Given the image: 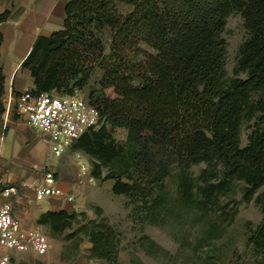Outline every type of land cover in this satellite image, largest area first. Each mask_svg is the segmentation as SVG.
<instances>
[{
	"label": "trees",
	"instance_id": "1",
	"mask_svg": "<svg viewBox=\"0 0 264 264\" xmlns=\"http://www.w3.org/2000/svg\"><path fill=\"white\" fill-rule=\"evenodd\" d=\"M235 11L249 33L237 65L246 78L227 80L221 35ZM10 15L9 9L1 13L0 23ZM3 42L0 32V120ZM22 67L34 79L33 94L83 92L102 72L86 99L109 126L85 133L72 148L91 158L93 179L115 181V195L148 198L174 167L187 171L199 164L206 165L197 178L205 200L236 180L246 184L248 199L264 186V98L252 100L264 91V0H70L63 29L38 36ZM245 121H254V129L242 147ZM118 128L128 131L126 141L114 137ZM193 186L181 177L184 197ZM76 217V211H48L38 225L57 235ZM82 230L88 231L91 259L119 264L120 239L112 227L91 220Z\"/></svg>",
	"mask_w": 264,
	"mask_h": 264
},
{
	"label": "rangeland",
	"instance_id": "2",
	"mask_svg": "<svg viewBox=\"0 0 264 264\" xmlns=\"http://www.w3.org/2000/svg\"><path fill=\"white\" fill-rule=\"evenodd\" d=\"M221 36L227 43L226 79H245L246 73H237L240 50L249 37L240 12L228 16ZM106 43H110L109 35ZM141 47L154 53L146 45ZM101 76V71L94 73L83 89L84 97L98 88ZM260 96L264 98V91L255 92L252 100ZM253 129L254 121L242 124V147L248 144ZM127 133L124 128H118L113 135L124 142ZM67 155L68 158L55 163L65 159L76 164L77 169L84 163L93 171L91 158L82 151L71 148ZM205 167L199 164L187 171L174 167L159 190L145 199L115 195L112 192L114 180L88 181L83 194L77 196L84 208L74 210L77 217L72 228L53 235L41 226L49 237L48 252L38 253L27 248L22 252L25 260L21 263L100 264L91 259L88 231H77L80 225L95 220L112 227L118 235L119 264H264V186L248 199L246 184L236 180L228 190L205 200L199 189L202 182L197 180ZM107 170L103 169L104 175ZM181 177L194 180L192 194L187 193L186 197L180 189Z\"/></svg>",
	"mask_w": 264,
	"mask_h": 264
},
{
	"label": "crops",
	"instance_id": "3",
	"mask_svg": "<svg viewBox=\"0 0 264 264\" xmlns=\"http://www.w3.org/2000/svg\"><path fill=\"white\" fill-rule=\"evenodd\" d=\"M70 0H0V14L11 10V15L0 23L4 35L1 63L5 76L4 104L12 93L35 88L34 79L22 63L32 50L38 36H50L63 29L65 6ZM66 154L61 158H68ZM53 156L43 136L28 127L24 119L9 111L0 120V178L17 186L11 197L13 215L24 230L39 228V217L48 211L83 209L81 198L85 185H77V166L72 161ZM44 168L55 172L57 186L74 194V202L58 197L38 201L35 187L42 180ZM94 181V179H93ZM92 182V181H90ZM69 202V203H68ZM1 249V248H0ZM23 253L14 254L11 264H21Z\"/></svg>",
	"mask_w": 264,
	"mask_h": 264
},
{
	"label": "built area",
	"instance_id": "4",
	"mask_svg": "<svg viewBox=\"0 0 264 264\" xmlns=\"http://www.w3.org/2000/svg\"><path fill=\"white\" fill-rule=\"evenodd\" d=\"M82 93L33 94L30 90L12 93L5 103V112L12 111L24 119L28 127L43 136L53 156L61 158L82 135L103 125L109 126L100 110L90 104ZM88 181H93L91 171L88 165L82 163L75 183L82 186ZM57 183L55 172L44 168L43 178L34 190L36 200L58 197L74 202V194L63 191ZM17 193V186L0 178V264H11L13 255L27 248L38 253H46L50 248L49 237L41 229L24 230L21 221L13 215L10 199Z\"/></svg>",
	"mask_w": 264,
	"mask_h": 264
}]
</instances>
